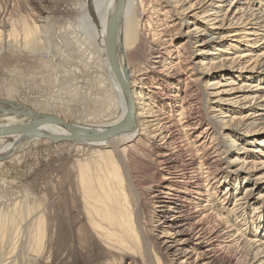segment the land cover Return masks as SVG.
I'll list each match as a JSON object with an SVG mask.
<instances>
[{
    "label": "bare ground",
    "instance_id": "1",
    "mask_svg": "<svg viewBox=\"0 0 264 264\" xmlns=\"http://www.w3.org/2000/svg\"><path fill=\"white\" fill-rule=\"evenodd\" d=\"M83 1L87 23L122 108L113 120L74 124L101 130L119 122L126 112L125 97L105 53L107 25L117 0ZM35 28L24 26L25 44L33 41ZM7 34L13 36L15 31ZM179 40L183 41L175 45ZM116 54L134 100L135 128L107 141L75 142L98 151L108 164L105 169L79 163L85 221L101 250H114L121 259L127 257L124 250L138 252L140 236L125 190L129 175L122 173L112 148L120 155L141 147L155 164L148 202L157 219L154 231L160 229L153 235L161 252L178 264H264V227L260 233L250 231L244 236L211 198L216 194L227 203L237 181L241 185L252 180L234 198L230 213L244 217L246 208L253 205L251 218L258 213L264 217V194L256 193L264 190V77L258 78L262 82H247L255 72L264 76V0H125ZM177 99L180 103L173 105ZM1 105L5 109L0 111V126L30 120L9 111L24 105ZM37 130L67 134L57 123L39 125ZM34 139L20 134L0 136V159ZM243 143L256 148L247 149ZM223 183L227 188L217 197ZM133 184L137 190V182ZM41 217L33 220L31 240L37 245L44 232ZM2 228L0 222V233ZM145 244L150 251L145 264H153L152 244L147 238ZM88 247L80 249L85 254L95 251ZM89 258L94 262L97 256ZM128 264L139 263L131 259Z\"/></svg>",
    "mask_w": 264,
    "mask_h": 264
},
{
    "label": "rangeland",
    "instance_id": "2",
    "mask_svg": "<svg viewBox=\"0 0 264 264\" xmlns=\"http://www.w3.org/2000/svg\"><path fill=\"white\" fill-rule=\"evenodd\" d=\"M83 3V0H0L1 100L50 112L78 124H98L120 114L121 101L103 63L99 43L87 23ZM25 25L36 27L33 41L27 44L23 34ZM9 30L15 34L8 36ZM259 77L264 76L255 72L247 82H262ZM178 103L180 99L173 105ZM203 127L204 123L197 131ZM243 144L247 149L256 148L253 144ZM112 151L122 173L127 171L129 175V186L126 184L125 190L132 218L137 222L133 224L140 236L138 252L131 254L124 250L125 259L114 250L103 252L87 227L80 197L79 163H87L89 168L103 166L107 169L104 155L85 144L54 143L37 138L0 159L1 264L12 260L16 264H128L131 259L145 264L150 252L145 238L153 247L150 255L153 264H178L161 252L153 235L160 229L154 231L157 219H153L148 202L150 185L156 179L152 156L141 147L120 155H116L113 148ZM132 181L137 182V190ZM252 182L240 185L237 181L227 203L218 200L216 194L211 197L214 207L223 208V216L244 231V236L264 229L263 216L258 213L251 218L253 205L246 208L245 218H236L230 213L234 198L241 196L244 187ZM226 188L223 183L217 197ZM257 192L264 194L263 189ZM37 216H42L44 224L39 245L31 240L33 220ZM35 246L39 250L35 251ZM88 246L95 251L85 254L80 249ZM90 256L97 259L93 262Z\"/></svg>",
    "mask_w": 264,
    "mask_h": 264
},
{
    "label": "water",
    "instance_id": "3",
    "mask_svg": "<svg viewBox=\"0 0 264 264\" xmlns=\"http://www.w3.org/2000/svg\"><path fill=\"white\" fill-rule=\"evenodd\" d=\"M124 3L125 0H117L115 12L107 25L105 39V53L107 55L109 65L126 100V112L123 118L119 122L109 125L101 130H92L69 122L50 112H39L27 106H21L16 110L10 107L9 111H15V113L26 115L30 120L24 123L0 126V136L7 134H20L29 138L48 139L54 143L84 141L99 142L107 141L120 133L128 132L135 128L134 100L129 86L121 77L116 54V34L122 17ZM1 103L12 106L11 101L0 99V111L5 109ZM47 123H57L62 125L67 130V134L58 136L47 135L37 130L39 125Z\"/></svg>",
    "mask_w": 264,
    "mask_h": 264
}]
</instances>
